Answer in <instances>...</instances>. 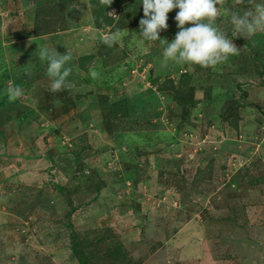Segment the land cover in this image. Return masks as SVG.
I'll return each instance as SVG.
<instances>
[{
  "label": "rangeland",
  "instance_id": "374dc122",
  "mask_svg": "<svg viewBox=\"0 0 264 264\" xmlns=\"http://www.w3.org/2000/svg\"><path fill=\"white\" fill-rule=\"evenodd\" d=\"M259 3L218 6L240 50L204 68L163 65L179 9L146 41L142 0H0V264H264V32L231 24Z\"/></svg>",
  "mask_w": 264,
  "mask_h": 264
},
{
  "label": "clouds",
  "instance_id": "9594fccd",
  "mask_svg": "<svg viewBox=\"0 0 264 264\" xmlns=\"http://www.w3.org/2000/svg\"><path fill=\"white\" fill-rule=\"evenodd\" d=\"M99 2L109 7L113 0ZM242 2L243 0H235L236 4ZM226 3L227 0H142L143 18L139 21V33L146 41L161 40L160 32L168 28V13L179 9L175 16L179 31L171 42L167 40L163 51V65L167 66L168 61H173L180 65L194 64L214 68L226 62L230 56L238 55L240 50L215 24L221 15L218 6ZM187 24L191 26H186ZM231 24L234 37L246 38L257 32H264V3L256 4L254 10L245 11L242 15L232 12ZM123 35H129V32L117 30L102 36V42L111 47L118 43ZM39 59L48 61L47 74L52 80L50 91L58 92L65 87H71L66 84L71 69L65 67L66 62L72 59L70 53L50 52L45 47L40 50ZM90 75L93 79L99 77L95 70H91ZM7 94L9 101H15L23 93L18 86L9 84Z\"/></svg>",
  "mask_w": 264,
  "mask_h": 264
},
{
  "label": "trees",
  "instance_id": "16d2710c",
  "mask_svg": "<svg viewBox=\"0 0 264 264\" xmlns=\"http://www.w3.org/2000/svg\"><path fill=\"white\" fill-rule=\"evenodd\" d=\"M236 106H239V100L236 101L235 107H236ZM72 246L75 248V245L72 244ZM75 251H77V250H75ZM78 253H79V257H80V259H81V261H82V264H86V259H85V257H84L80 252H78Z\"/></svg>",
  "mask_w": 264,
  "mask_h": 264
}]
</instances>
